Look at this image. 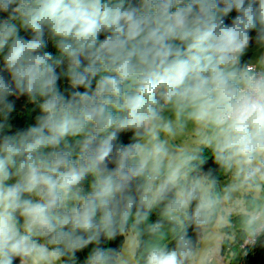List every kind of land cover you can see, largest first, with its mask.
<instances>
[{
	"label": "clouds",
	"instance_id": "obj_1",
	"mask_svg": "<svg viewBox=\"0 0 264 264\" xmlns=\"http://www.w3.org/2000/svg\"><path fill=\"white\" fill-rule=\"evenodd\" d=\"M0 14V264H81L89 246L82 264H127L110 246L127 232L137 264H187L188 228L264 181V55L244 60L253 32L264 46V0H0ZM22 96L39 112L16 127ZM189 123L194 147L161 137ZM205 149L233 174L222 193L215 169L200 175ZM242 230L264 245V203Z\"/></svg>",
	"mask_w": 264,
	"mask_h": 264
},
{
	"label": "rangeland",
	"instance_id": "obj_2",
	"mask_svg": "<svg viewBox=\"0 0 264 264\" xmlns=\"http://www.w3.org/2000/svg\"><path fill=\"white\" fill-rule=\"evenodd\" d=\"M247 55L248 60L259 58L264 55V46L254 42L244 57ZM165 116L174 118L171 112H165ZM161 137L168 139L169 145L174 150L194 147L197 139L195 126L191 123L175 137H165L163 133ZM221 173L222 178L217 181L216 190L222 193L224 187L234 180L231 172L222 170ZM253 200L264 203V181H258V189H242L233 193L230 200L219 206L211 221L202 227L198 245L187 264H239V253L235 249L237 247L241 249L246 237L241 243L235 241V229L231 226L229 218L234 215L245 216L250 211L249 203ZM224 241L227 246L223 249ZM135 247L136 241L132 238L131 232H127L120 250L121 257L127 261V264H137Z\"/></svg>",
	"mask_w": 264,
	"mask_h": 264
},
{
	"label": "trees",
	"instance_id": "obj_3",
	"mask_svg": "<svg viewBox=\"0 0 264 264\" xmlns=\"http://www.w3.org/2000/svg\"><path fill=\"white\" fill-rule=\"evenodd\" d=\"M2 15L4 14H0V16ZM235 15H236L235 12L231 14V16H235ZM21 35H27V34L21 31ZM252 35H253V41L251 43V46L255 42V32H253ZM47 50L53 52L54 55L56 54V50L51 42H49V46ZM244 60L246 61L248 60V55L244 57ZM60 87L62 90L65 87H67V81L65 79H62L60 81ZM11 99L15 100V111L11 114V123L15 125L16 127H27L28 125L33 124L35 122L34 118L39 112L38 108L33 103L29 102L27 97H23V96L20 98L13 97ZM122 139L124 140L125 143L129 142V138L126 135L123 136ZM209 155H210L209 150L205 149L204 157L206 158L207 162L203 165V172H201L200 175H204L205 173H207L208 169H215L214 176L216 180L218 181L222 178L221 172L223 169L219 168V166L216 165L212 159L208 158ZM249 206H250V203H249ZM244 217H245L244 215L243 216L234 215L231 218H229L231 222V226L235 229V241L238 240L240 243L245 239V235L242 230V221ZM158 218H161V209L159 208L153 210L152 214L149 217V222L150 223L155 222ZM203 226H197L195 224H192L188 228L189 236L192 238V241L194 244V249L198 245V239L201 234V229ZM165 233H166V237L161 242L167 243L169 245L173 244L175 241L173 239L172 234L168 232L167 228L165 229ZM125 234L118 236L114 241H111L110 246L112 248L117 249L120 252L122 248V244L125 239ZM144 239L147 240L148 237L145 236ZM226 246H227V243L226 241H224L223 249ZM233 248H235V246H233ZM90 249H91V246L85 249L84 252L77 254L78 257L80 258L81 264L83 260L86 259V255L90 251ZM235 250L236 252L239 253V258H240L239 264H264V245H260V244L253 245L252 244L244 248L241 247V249L237 247V249ZM135 257H136V260L138 261L139 252L137 250V246L135 247Z\"/></svg>",
	"mask_w": 264,
	"mask_h": 264
},
{
	"label": "built area",
	"instance_id": "obj_4",
	"mask_svg": "<svg viewBox=\"0 0 264 264\" xmlns=\"http://www.w3.org/2000/svg\"><path fill=\"white\" fill-rule=\"evenodd\" d=\"M248 245H252V243H250L247 239H245L242 247L244 248Z\"/></svg>",
	"mask_w": 264,
	"mask_h": 264
}]
</instances>
